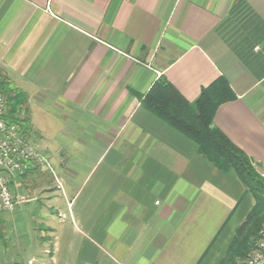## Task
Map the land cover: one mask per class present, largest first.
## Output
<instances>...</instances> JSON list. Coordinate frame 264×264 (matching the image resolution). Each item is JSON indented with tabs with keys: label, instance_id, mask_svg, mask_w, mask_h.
<instances>
[{
	"label": "crops",
	"instance_id": "0c3cea01",
	"mask_svg": "<svg viewBox=\"0 0 264 264\" xmlns=\"http://www.w3.org/2000/svg\"><path fill=\"white\" fill-rule=\"evenodd\" d=\"M0 74L52 167L13 181L0 264L223 262L256 200L145 100L224 79L213 127L264 173V0H0Z\"/></svg>",
	"mask_w": 264,
	"mask_h": 264
},
{
	"label": "trees",
	"instance_id": "16d2710c",
	"mask_svg": "<svg viewBox=\"0 0 264 264\" xmlns=\"http://www.w3.org/2000/svg\"><path fill=\"white\" fill-rule=\"evenodd\" d=\"M4 84L0 82V94L4 92ZM234 98L226 81L219 79L203 89L197 101L190 104L166 79H160L145 100L146 106L154 113L198 143L202 153L212 162L234 170L256 200V207L238 229L221 264H236V258L249 255L264 222V178L255 172L248 156L213 127V119L220 105Z\"/></svg>",
	"mask_w": 264,
	"mask_h": 264
},
{
	"label": "built area",
	"instance_id": "2783aa9c",
	"mask_svg": "<svg viewBox=\"0 0 264 264\" xmlns=\"http://www.w3.org/2000/svg\"><path fill=\"white\" fill-rule=\"evenodd\" d=\"M48 154L31 142L23 123L10 119L9 104L0 94V219L27 200L14 197L12 184L32 170H51ZM242 264H264V222L256 243Z\"/></svg>",
	"mask_w": 264,
	"mask_h": 264
},
{
	"label": "rangeland",
	"instance_id": "374dc122",
	"mask_svg": "<svg viewBox=\"0 0 264 264\" xmlns=\"http://www.w3.org/2000/svg\"><path fill=\"white\" fill-rule=\"evenodd\" d=\"M4 82V92L1 93V95H3L8 104H9V112H10V119L11 120H17V121H21V123H24L25 119L23 118V109L25 108L24 104H25V98L24 95H22L21 93H19L17 90L12 89L7 82H5L4 80H2L1 78V74H0V82ZM17 102V103H16ZM20 103V104H19ZM14 104H18V106L14 107ZM21 114V116H20ZM253 168L255 169V172L262 178H264V173L262 171H260V169L252 163ZM248 257V254L242 258V259H238L236 258V264H242V262L244 261L245 258Z\"/></svg>",
	"mask_w": 264,
	"mask_h": 264
}]
</instances>
